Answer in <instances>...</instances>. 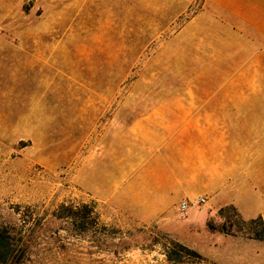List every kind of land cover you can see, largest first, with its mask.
Returning a JSON list of instances; mask_svg holds the SVG:
<instances>
[{"label":"rangeland","instance_id":"374dc122","mask_svg":"<svg viewBox=\"0 0 264 264\" xmlns=\"http://www.w3.org/2000/svg\"><path fill=\"white\" fill-rule=\"evenodd\" d=\"M7 1L0 227L27 241L19 264H264V72L256 88L208 89L190 57L175 51L174 35L196 5ZM210 94L262 97L248 105L258 119L226 120L222 151L186 132L180 152L162 145L164 182L168 191L181 183L182 195L158 205L143 188L150 147L138 141L154 132L151 101ZM198 198L204 203L192 204ZM182 202L190 204L184 212ZM83 204L95 208L99 226L82 231L54 217L61 205Z\"/></svg>","mask_w":264,"mask_h":264},{"label":"crops","instance_id":"0c3cea01","mask_svg":"<svg viewBox=\"0 0 264 264\" xmlns=\"http://www.w3.org/2000/svg\"><path fill=\"white\" fill-rule=\"evenodd\" d=\"M176 1L182 7L197 6L174 35L175 51L177 55L190 57V70L198 73L200 80L206 79V87L245 90L259 86L257 74L264 72V0ZM7 2L0 0V7H6ZM4 40V34L0 32V42ZM1 65L0 70H5L6 66ZM210 73L217 75L212 77ZM151 103L158 105L153 108L151 114L155 118L149 123L154 132L138 138L139 142L149 145L151 155L144 166L148 180L143 188L162 206L182 195L181 183L179 186L174 183L168 191L164 182L167 156L162 152V145L180 152L182 134L186 132L196 137L205 135L208 151L225 150L227 142L221 138L228 134L225 121L258 119L260 113L249 112L248 105L262 104L263 99L246 94H210L162 97ZM229 105H233V110ZM170 129H173L172 133H167ZM240 129L246 133V124Z\"/></svg>","mask_w":264,"mask_h":264},{"label":"trees","instance_id":"16d2710c","mask_svg":"<svg viewBox=\"0 0 264 264\" xmlns=\"http://www.w3.org/2000/svg\"><path fill=\"white\" fill-rule=\"evenodd\" d=\"M64 211L65 213H59ZM61 216V217H60ZM56 218L71 219L79 222L80 228L86 230L88 224L90 226H99L98 215L93 206L83 204L80 210H74L72 206L61 205L58 208ZM88 219V223H84L83 219ZM86 224V225H85ZM104 228V226H102ZM28 248V243L23 239L20 232L13 227H0V264H19L21 256L24 255Z\"/></svg>","mask_w":264,"mask_h":264},{"label":"built area","instance_id":"2783aa9c","mask_svg":"<svg viewBox=\"0 0 264 264\" xmlns=\"http://www.w3.org/2000/svg\"><path fill=\"white\" fill-rule=\"evenodd\" d=\"M199 203H204V199H202V198H198V199H196V201H195L194 203H192V204H199ZM189 206H190V204H187V203H185V202H182V203L180 204V206H179V209H180L181 212H184V211L187 209V207H189Z\"/></svg>","mask_w":264,"mask_h":264}]
</instances>
